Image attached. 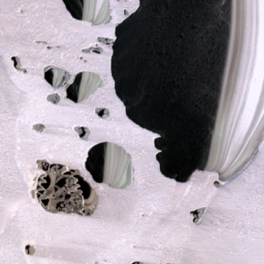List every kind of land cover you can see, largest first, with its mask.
I'll list each match as a JSON object with an SVG mask.
<instances>
[{
	"label": "snow or ice",
	"instance_id": "6c2138e0",
	"mask_svg": "<svg viewBox=\"0 0 264 264\" xmlns=\"http://www.w3.org/2000/svg\"><path fill=\"white\" fill-rule=\"evenodd\" d=\"M0 264H264V0H0Z\"/></svg>",
	"mask_w": 264,
	"mask_h": 264
}]
</instances>
